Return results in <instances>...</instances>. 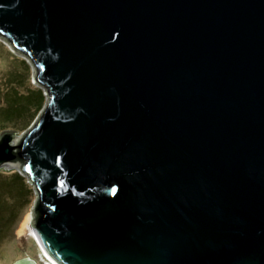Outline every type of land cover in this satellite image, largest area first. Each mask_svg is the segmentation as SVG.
Listing matches in <instances>:
<instances>
[{"label":"water","instance_id":"obj_1","mask_svg":"<svg viewBox=\"0 0 264 264\" xmlns=\"http://www.w3.org/2000/svg\"><path fill=\"white\" fill-rule=\"evenodd\" d=\"M0 40L45 96L0 169L54 264H264V0H0Z\"/></svg>","mask_w":264,"mask_h":264},{"label":"rangeland","instance_id":"obj_2","mask_svg":"<svg viewBox=\"0 0 264 264\" xmlns=\"http://www.w3.org/2000/svg\"><path fill=\"white\" fill-rule=\"evenodd\" d=\"M32 75L30 63L13 53L0 40V108L6 107L16 95H36V88L40 87L33 83ZM35 108L36 104L31 108L32 112ZM32 115L33 113L8 118L0 115V133L3 130H13L20 134L28 127V120ZM34 197L33 187L27 178L19 173L18 168L0 169V264H13L24 256L37 259L43 264L39 248L30 233H18L22 220L31 210Z\"/></svg>","mask_w":264,"mask_h":264},{"label":"trees","instance_id":"obj_3","mask_svg":"<svg viewBox=\"0 0 264 264\" xmlns=\"http://www.w3.org/2000/svg\"><path fill=\"white\" fill-rule=\"evenodd\" d=\"M24 97L23 95L14 96L6 107L0 108V115H2L3 118H8L9 116H21V115L23 116L26 114L29 115L30 113L31 114L33 113V115L28 120L29 123L27 126H29V124L33 121V119L37 115L38 111L41 109L45 99H44L43 92L40 88H36L35 96L33 97L24 96ZM21 99L24 102L20 103V101H22ZM34 104H36L37 108H35V110H33L32 112L31 108L33 107ZM16 175L19 176L18 173H16Z\"/></svg>","mask_w":264,"mask_h":264},{"label":"bare ground","instance_id":"obj_4","mask_svg":"<svg viewBox=\"0 0 264 264\" xmlns=\"http://www.w3.org/2000/svg\"><path fill=\"white\" fill-rule=\"evenodd\" d=\"M31 212H27L24 219L22 220L19 229H18V233H25L26 231H28L31 234ZM33 237V236H32ZM38 246V245H37ZM39 248V247H38ZM39 253H40V260L42 261L43 264H54L39 248Z\"/></svg>","mask_w":264,"mask_h":264}]
</instances>
